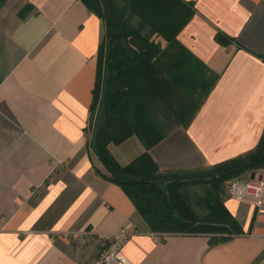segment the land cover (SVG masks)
I'll use <instances>...</instances> for the list:
<instances>
[{
	"label": "crops",
	"instance_id": "1",
	"mask_svg": "<svg viewBox=\"0 0 264 264\" xmlns=\"http://www.w3.org/2000/svg\"><path fill=\"white\" fill-rule=\"evenodd\" d=\"M183 1L194 14L176 39L218 80L193 119L148 151L181 177L254 149L264 131V0ZM102 36L81 0L0 8V264H90L123 228L136 232L122 251L129 264H264V201L225 196L242 233L210 245L209 235L151 233L96 174L86 142ZM107 149L122 167L145 151L135 136Z\"/></svg>",
	"mask_w": 264,
	"mask_h": 264
},
{
	"label": "trees",
	"instance_id": "2",
	"mask_svg": "<svg viewBox=\"0 0 264 264\" xmlns=\"http://www.w3.org/2000/svg\"><path fill=\"white\" fill-rule=\"evenodd\" d=\"M5 1L0 0V8ZM81 2L103 25L86 142L103 169H95L96 174L125 193L151 233L209 235L210 245L241 234L223 205L225 184L264 169V131L254 149L183 177L159 171L148 154L167 131L154 120V112L169 108L172 99L179 104L198 102L185 126L218 80L176 39L194 14L192 4L183 0ZM215 40L227 44L219 35ZM131 136L145 151L122 167L107 147ZM194 185L208 192L192 205L183 192Z\"/></svg>",
	"mask_w": 264,
	"mask_h": 264
},
{
	"label": "built area",
	"instance_id": "3",
	"mask_svg": "<svg viewBox=\"0 0 264 264\" xmlns=\"http://www.w3.org/2000/svg\"><path fill=\"white\" fill-rule=\"evenodd\" d=\"M225 196L238 203L261 208L264 201V176L254 175V178H250L247 174L230 179L225 184ZM134 235L136 232L130 228L104 235L105 247L90 264H129L122 251L125 243Z\"/></svg>",
	"mask_w": 264,
	"mask_h": 264
},
{
	"label": "rangeland",
	"instance_id": "4",
	"mask_svg": "<svg viewBox=\"0 0 264 264\" xmlns=\"http://www.w3.org/2000/svg\"><path fill=\"white\" fill-rule=\"evenodd\" d=\"M186 102H184L183 104H179V101L173 102L172 99L169 108H160L159 110H156L154 112V120L158 122V125H160L163 131H166L171 126H181L185 124L186 120L188 119V114L191 113V111L193 112L198 104V102L195 101L192 103L189 101V104H186ZM89 127H91V123L89 124ZM207 192V188H205L204 186L194 185L188 188L183 193L186 194V196L190 199V204L194 205L195 199L204 197Z\"/></svg>",
	"mask_w": 264,
	"mask_h": 264
},
{
	"label": "water",
	"instance_id": "5",
	"mask_svg": "<svg viewBox=\"0 0 264 264\" xmlns=\"http://www.w3.org/2000/svg\"><path fill=\"white\" fill-rule=\"evenodd\" d=\"M250 178H254V174H251Z\"/></svg>",
	"mask_w": 264,
	"mask_h": 264
}]
</instances>
